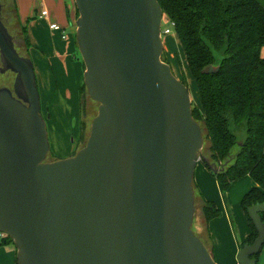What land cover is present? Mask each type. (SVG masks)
I'll return each instance as SVG.
<instances>
[{
    "label": "water",
    "instance_id": "1",
    "mask_svg": "<svg viewBox=\"0 0 264 264\" xmlns=\"http://www.w3.org/2000/svg\"><path fill=\"white\" fill-rule=\"evenodd\" d=\"M84 84L98 103L85 145L51 160L33 60L0 0V232L17 264H219L196 233L195 174L205 135L187 85L163 59L158 0H74ZM220 64L205 67L216 73ZM264 202L248 208L258 236L238 264H258Z\"/></svg>",
    "mask_w": 264,
    "mask_h": 264
},
{
    "label": "trees",
    "instance_id": "2",
    "mask_svg": "<svg viewBox=\"0 0 264 264\" xmlns=\"http://www.w3.org/2000/svg\"><path fill=\"white\" fill-rule=\"evenodd\" d=\"M158 1L179 36L199 85L201 106H193V115L204 131L205 155L218 166L232 159L224 172L208 169L225 192L245 176L257 184L241 201L252 229L244 244H251L258 234L248 208L264 202V6L259 0ZM12 2L9 9L16 14L15 0ZM19 27L18 49L30 57L27 27ZM216 52L222 54L219 71L203 74L205 67L217 62ZM84 88L85 84L82 92ZM85 110L81 93V118ZM85 128L81 121L80 141L85 138ZM49 158L56 159L51 154ZM199 207L207 221L221 215L213 201L202 199ZM261 216L264 221V212ZM7 244L13 240L6 235L0 245ZM260 254L253 257L259 261Z\"/></svg>",
    "mask_w": 264,
    "mask_h": 264
},
{
    "label": "crops",
    "instance_id": "3",
    "mask_svg": "<svg viewBox=\"0 0 264 264\" xmlns=\"http://www.w3.org/2000/svg\"><path fill=\"white\" fill-rule=\"evenodd\" d=\"M15 7L18 26L27 27L31 43L28 52L35 62L37 84L44 107L42 114L47 119L49 136L56 135L57 120L62 123L67 134L77 128L81 135V93L86 68L79 56L76 40L78 17L75 1L15 0ZM44 9L48 11V15L39 17ZM53 23L63 27L67 38L63 37V32L51 28ZM80 135L77 144L70 142L64 158L75 154ZM50 151L53 158L59 157L54 150ZM202 164L199 165L198 162L195 174L199 214L195 217L194 229L210 248L218 263L238 264L237 255L252 232L241 201L245 193L257 184L250 176H245L252 181L244 185V190L235 189L242 178L233 182L225 193L220 181L204 162ZM248 187L250 189L246 190ZM202 199L213 201L221 210V215L207 221L199 207ZM0 264H17L14 244L0 245Z\"/></svg>",
    "mask_w": 264,
    "mask_h": 264
},
{
    "label": "rangeland",
    "instance_id": "4",
    "mask_svg": "<svg viewBox=\"0 0 264 264\" xmlns=\"http://www.w3.org/2000/svg\"><path fill=\"white\" fill-rule=\"evenodd\" d=\"M259 1L264 6V0H259ZM3 2L5 4H7V6L4 8V11H3V18L5 20V24L8 27L10 33L15 37L17 43L18 42L21 43L20 40H21L22 34H21L20 27L17 24L16 16H15L14 12L10 11V9H9V3H10V6H12L13 2H12V0H3ZM77 16H78V14H77ZM162 28L163 29H166V28L170 29V33L163 34V40H164V46H165L163 58L167 62H170V65L174 71V74L179 79L184 81L185 84L187 85L191 99H192L193 106H196V105L201 106V99H200V91H199L198 82L190 70V67H189V64L187 61L186 52H185V50L181 44L179 36L176 33L174 26L171 24V22L169 21L167 16L164 17V19H163ZM215 54H216V60H217V62L215 64H218L221 60L222 54L220 52H216ZM79 56L81 57L80 53H79ZM31 59H32V57H31ZM32 60H34V59H32ZM0 67H1V61H0ZM5 76H6V74L4 76L0 74V85L8 83L9 82L8 80H11V79L13 80L15 77L13 73H8V78ZM82 96L84 99V104H85V109H86L85 110V116L81 119V121H84L85 125H86V128L84 130L85 138L79 142L78 148L76 149L75 152H77L80 148H82L85 145V143L88 139V136L90 134L91 122H92L93 118L97 115V112H98V103L93 101L89 97L86 88L83 89ZM41 108H42V112H44V107H43L42 102H41ZM46 121H47V119H46ZM55 126H56V130H57L56 135L53 137L51 135V137L49 136V138H50V142H51V150L52 151L54 150L58 154L59 157H56V158L59 159V158H64L63 157L64 153L68 152L67 150L69 149L71 141H74V143L77 144V142L79 140L80 133L78 132V130L76 128L72 132L70 131L67 134L65 128H63V126H62V123L58 120L55 122ZM56 148H58V149H56ZM204 152H205V149H204ZM202 163L203 162L199 161V165H203ZM199 169H200V167H199ZM251 181L252 180L249 177L243 178L242 181L240 182V184H238V186L235 187L236 191L244 190V185L246 186L247 183H250ZM249 189L250 188L248 187L246 190H249ZM197 209H198V207H197ZM198 214L199 213L197 210L196 215H198ZM258 264H264V247H263L261 254L259 256Z\"/></svg>",
    "mask_w": 264,
    "mask_h": 264
},
{
    "label": "built area",
    "instance_id": "5",
    "mask_svg": "<svg viewBox=\"0 0 264 264\" xmlns=\"http://www.w3.org/2000/svg\"><path fill=\"white\" fill-rule=\"evenodd\" d=\"M47 15H48V11L44 9V10L41 11L39 17H46ZM171 24H172V23H171ZM172 25H173V24H172ZM51 28H52L53 30L63 32V37H64V38H67V34L65 33V31H64V29H63V27H62L61 25L56 24V23H53V24L51 25ZM168 33H170V29H169V28L163 29V34H168ZM5 236H6L5 233H1V232H0V239L3 238V237H5Z\"/></svg>",
    "mask_w": 264,
    "mask_h": 264
},
{
    "label": "flooded vegetation",
    "instance_id": "6",
    "mask_svg": "<svg viewBox=\"0 0 264 264\" xmlns=\"http://www.w3.org/2000/svg\"><path fill=\"white\" fill-rule=\"evenodd\" d=\"M2 1V3H3V11H4V8L7 6V4H5L4 2H3V0H1ZM3 11H2V16H3ZM13 12V11H12ZM3 20H4V18H3ZM4 22H5V20H4ZM1 68V67H0ZM8 73H11V72H6V73H1L0 72V74L1 75H5L6 74V76L5 77H7L8 78ZM14 74V73H13ZM15 76V75H14ZM14 79H15V77H14ZM14 79L12 80H8L9 82L8 83H5V84H3V85H0V86H8V87H12V85H13V83H14Z\"/></svg>",
    "mask_w": 264,
    "mask_h": 264
}]
</instances>
